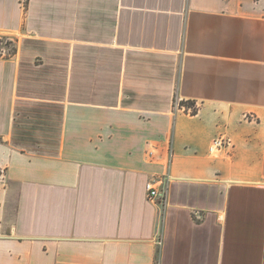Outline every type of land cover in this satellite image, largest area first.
Instances as JSON below:
<instances>
[{
    "label": "crops",
    "instance_id": "0c3cea01",
    "mask_svg": "<svg viewBox=\"0 0 264 264\" xmlns=\"http://www.w3.org/2000/svg\"><path fill=\"white\" fill-rule=\"evenodd\" d=\"M1 37L0 264H264V0H0Z\"/></svg>",
    "mask_w": 264,
    "mask_h": 264
},
{
    "label": "built area",
    "instance_id": "2783aa9c",
    "mask_svg": "<svg viewBox=\"0 0 264 264\" xmlns=\"http://www.w3.org/2000/svg\"><path fill=\"white\" fill-rule=\"evenodd\" d=\"M175 107L180 108L186 112L189 113H194L195 112V105L193 104H188L185 102L181 101H175ZM250 116L249 114L245 115L246 118ZM232 147L231 139L227 137L226 135H218L213 138L211 141L209 147H208V152L212 155H230V149ZM2 176V172L0 171V178ZM145 188L147 191V197L152 200V201H157L160 205L163 204V195L162 193L158 190L156 186V182L153 180H149L145 184ZM159 240V239H158Z\"/></svg>",
    "mask_w": 264,
    "mask_h": 264
},
{
    "label": "rangeland",
    "instance_id": "374dc122",
    "mask_svg": "<svg viewBox=\"0 0 264 264\" xmlns=\"http://www.w3.org/2000/svg\"><path fill=\"white\" fill-rule=\"evenodd\" d=\"M6 41L10 42L5 37L0 38V54H3L4 52L9 53L12 51L13 44H6Z\"/></svg>",
    "mask_w": 264,
    "mask_h": 264
},
{
    "label": "trees",
    "instance_id": "16d2710c",
    "mask_svg": "<svg viewBox=\"0 0 264 264\" xmlns=\"http://www.w3.org/2000/svg\"><path fill=\"white\" fill-rule=\"evenodd\" d=\"M6 44H13V43H12V42H7V41H6ZM14 49H15V48H14V46H13V48H12V51H11V52H14ZM188 104H191V102H188Z\"/></svg>",
    "mask_w": 264,
    "mask_h": 264
}]
</instances>
